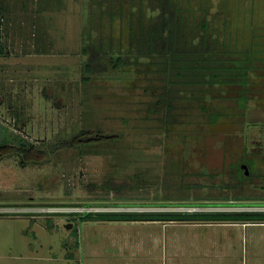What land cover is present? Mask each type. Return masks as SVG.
<instances>
[{
	"label": "rangeland",
	"instance_id": "obj_1",
	"mask_svg": "<svg viewBox=\"0 0 264 264\" xmlns=\"http://www.w3.org/2000/svg\"><path fill=\"white\" fill-rule=\"evenodd\" d=\"M199 1L177 0L189 16L183 40L190 33L198 40ZM205 1L217 13L212 41L248 45L256 30L264 47V0ZM120 2L123 17L110 18L93 7L99 0H0V145L45 152L38 161L0 155V264H251L264 251V225L83 220L52 211L264 213V60L242 83L228 75V54L206 63L186 55L198 75L177 85L176 120L164 123L161 111L149 110L160 81L148 68L82 79L84 40L127 49L126 10L139 0ZM115 3L106 0L104 9ZM84 130L110 139L52 148Z\"/></svg>",
	"mask_w": 264,
	"mask_h": 264
},
{
	"label": "trees",
	"instance_id": "obj_2",
	"mask_svg": "<svg viewBox=\"0 0 264 264\" xmlns=\"http://www.w3.org/2000/svg\"><path fill=\"white\" fill-rule=\"evenodd\" d=\"M106 0H99L98 5H93L101 16L107 13L110 18L119 15L123 17V6L120 0L112 6L108 5L104 9L103 3ZM139 0L138 8L126 10L128 15V43L127 49L121 46L114 47V43L109 39L108 44L103 37L94 41L84 40L81 53L85 56L82 63V79L89 81L94 76L103 75L110 71H124L127 67L139 68L144 66L146 71L155 74L160 81L158 96L153 101L149 110L152 112H162V121L171 123L176 120L172 110L176 107L175 101L179 97L178 84L192 82L185 77L195 76V68L187 67L186 55L202 54L201 61L211 62L214 53L228 54L225 68L231 69L229 76L237 77L238 81L245 83L250 68L255 60H264V47L257 40V31H253L252 40L248 45L239 46L237 42L229 43L224 39L217 38L212 41L209 34L210 19H214L217 13H211L209 2L203 0L198 2L197 12L199 15L197 41L193 42L195 35L190 33L183 40V21L189 18L184 15L183 9L177 4V0ZM115 6V7H113ZM195 8V7H194ZM186 11L190 8L186 7ZM193 36V37H191ZM220 46V48L218 47ZM3 52L0 45V54ZM208 54V55H207ZM244 100V97H240ZM110 139L103 135H93L90 131H81L73 135L69 140H64L52 147L54 150L79 147ZM11 152L20 153L23 159L40 160L45 152L30 147L26 143L15 146L8 143L0 145V155ZM254 212V213H253ZM264 212V211H263ZM253 213V215H249ZM83 220H103V221H219V220H264V213L259 211H87L80 213Z\"/></svg>",
	"mask_w": 264,
	"mask_h": 264
},
{
	"label": "crops",
	"instance_id": "obj_3",
	"mask_svg": "<svg viewBox=\"0 0 264 264\" xmlns=\"http://www.w3.org/2000/svg\"><path fill=\"white\" fill-rule=\"evenodd\" d=\"M160 220H155L152 223L159 222ZM164 223H167V221H162ZM174 222V221H173ZM177 222L176 224H182L185 223L184 225L188 224L189 226H197L200 223H204V226H211V225H220L223 226L224 228H229V227H241L243 230V227L247 228L252 227V226H263L264 225V220H219V221H211V220H200V221H175ZM183 225V224H182ZM200 226V225H199ZM161 246V244L159 245ZM160 253V251H159ZM160 256H162V250L160 253ZM168 260V259H167ZM161 261V259H159ZM166 261V260H165ZM174 263H177V260H173ZM162 263V261H161ZM251 264H264V251H257L254 253L252 259L250 260Z\"/></svg>",
	"mask_w": 264,
	"mask_h": 264
},
{
	"label": "built area",
	"instance_id": "obj_4",
	"mask_svg": "<svg viewBox=\"0 0 264 264\" xmlns=\"http://www.w3.org/2000/svg\"><path fill=\"white\" fill-rule=\"evenodd\" d=\"M52 211H54V212H87V211H92L91 209H90V207H84L83 209H81V210H66V209H61V210H58V209H53Z\"/></svg>",
	"mask_w": 264,
	"mask_h": 264
},
{
	"label": "water",
	"instance_id": "obj_5",
	"mask_svg": "<svg viewBox=\"0 0 264 264\" xmlns=\"http://www.w3.org/2000/svg\"><path fill=\"white\" fill-rule=\"evenodd\" d=\"M241 167L244 169V173L247 175L248 172H249L247 165L246 164H242ZM65 226L67 228H70L72 226V223H67Z\"/></svg>",
	"mask_w": 264,
	"mask_h": 264
}]
</instances>
